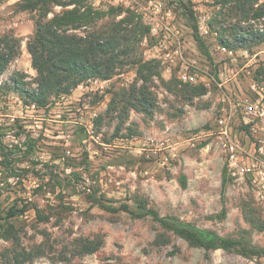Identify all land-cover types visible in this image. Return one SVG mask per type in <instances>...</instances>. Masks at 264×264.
I'll use <instances>...</instances> for the list:
<instances>
[{
  "label": "rangeland",
  "instance_id": "374dc122",
  "mask_svg": "<svg viewBox=\"0 0 264 264\" xmlns=\"http://www.w3.org/2000/svg\"><path fill=\"white\" fill-rule=\"evenodd\" d=\"M18 1L0 2V35L19 39V53L0 75V264H264V253L246 257L190 244L151 215L136 216L135 203L143 198L160 216L264 249V229L247 221L242 210L251 209L264 225V202L247 178L228 174L214 133L216 118L227 108L223 96L256 97L250 85L257 82L264 101V42L246 54L228 55L215 32L198 29V16L206 15L208 23L219 4L182 0L193 10L190 17L181 0H163L171 11L167 18L182 31V58L156 59L144 47L145 37L152 44L150 27L134 9L117 6L122 11L115 21L131 15L133 55L153 60L160 74L148 82L156 107L148 114L122 108L124 92L126 97L141 82L136 65L128 63L110 79L87 80L37 108L8 86L17 74L31 86L36 77L26 45L38 13L21 10ZM86 3L102 11L116 7ZM52 10L59 13L62 6ZM111 19L105 13L98 26L106 27ZM184 67L196 82L178 78ZM186 84L206 90L193 94ZM233 124L246 143L248 128L238 117ZM99 202L128 204L133 213L110 212ZM11 208L26 210L7 217ZM159 235L169 240L157 244ZM90 239L99 240L98 249L80 254L81 241Z\"/></svg>",
  "mask_w": 264,
  "mask_h": 264
},
{
  "label": "trees",
  "instance_id": "16d2710c",
  "mask_svg": "<svg viewBox=\"0 0 264 264\" xmlns=\"http://www.w3.org/2000/svg\"><path fill=\"white\" fill-rule=\"evenodd\" d=\"M2 1L4 0H0ZM214 2L219 4V9L208 22V26L216 33L219 45L231 49L242 47L249 51L253 45L264 42V0ZM180 3L186 13L193 17L190 6L182 0ZM16 5L21 10L38 13L34 32L26 45L32 67L36 71L33 82L35 85L24 84L18 74L12 76L8 85L26 99V104H34L37 108L46 107L50 97L65 96L90 79H110L117 74L119 68L131 63L136 65L138 80L141 82L128 89L126 97L127 91L124 92L122 101L125 106L122 108H133L148 114L156 107L155 96L150 92L148 82L153 75L160 77V74L153 60H143L133 55L135 30L127 27L131 15L127 14L125 18L115 21V16L122 11L121 7H109L107 11H102L87 5L86 0H20ZM53 5L62 6V10L59 13L53 12ZM49 12H52L50 17ZM107 12L112 15V19L106 27L98 26V20ZM84 26L89 29H82ZM73 30H79L81 34ZM194 34L199 46L204 45L202 36ZM18 53L19 39L10 34L0 35V75ZM185 87L190 88L193 94H202L206 90L202 85L186 84ZM99 203L110 212L121 210L133 213L128 204L109 206L104 202ZM135 203L140 212L136 216L151 215L163 228L171 230L190 244L205 249L235 250L246 257H260L264 253V249L248 246L243 240L219 236L175 216H160L156 210L147 208L143 198L135 199ZM25 210L11 208L7 217H13ZM242 210L247 221H255L258 229H264V225L251 209L243 206ZM1 228L2 224L0 230ZM168 240L167 236L159 235L154 242L159 244ZM99 245L97 239L81 241L79 253L95 252Z\"/></svg>",
  "mask_w": 264,
  "mask_h": 264
},
{
  "label": "built area",
  "instance_id": "2783aa9c",
  "mask_svg": "<svg viewBox=\"0 0 264 264\" xmlns=\"http://www.w3.org/2000/svg\"><path fill=\"white\" fill-rule=\"evenodd\" d=\"M96 0V5L123 6L134 9L141 16L144 24L150 27L152 44L148 45L144 38V47L151 57L156 59L182 58L181 29L167 17L170 9L165 8L163 0ZM177 3L178 0H172ZM194 9V8H193ZM208 23L206 15L198 16L199 33H207ZM228 55L237 52L247 53L246 48L231 49L219 46ZM183 68L179 70L178 78L185 83L196 82V75ZM256 97L242 94L236 98L223 96L226 107L216 118L215 135L218 138L220 151L225 159L228 174L235 179L247 178L259 200L264 202V101L263 87L257 82L250 85ZM230 106V109H229ZM238 117L241 125L246 126L249 134L244 133L246 143L241 140V132L234 127V120Z\"/></svg>",
  "mask_w": 264,
  "mask_h": 264
}]
</instances>
